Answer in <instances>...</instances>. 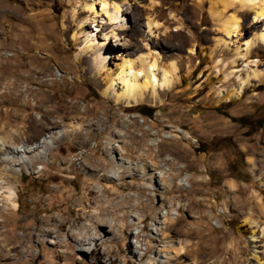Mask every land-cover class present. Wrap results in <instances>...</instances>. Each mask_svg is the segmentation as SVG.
Here are the masks:
<instances>
[{
  "label": "rangeland",
  "instance_id": "374dc122",
  "mask_svg": "<svg viewBox=\"0 0 264 264\" xmlns=\"http://www.w3.org/2000/svg\"><path fill=\"white\" fill-rule=\"evenodd\" d=\"M111 1L122 5L115 33L126 48L98 69V43L115 27L100 0H0V140L33 151L45 135H65L6 171L18 207L1 189L0 264H264V211L252 197L264 203V81L243 83L264 76V47L237 56L254 12L225 11L240 20L227 36L210 13L218 0ZM151 50L176 68L173 87L131 108L103 95L121 58Z\"/></svg>",
  "mask_w": 264,
  "mask_h": 264
},
{
  "label": "bare ground",
  "instance_id": "6f19581e",
  "mask_svg": "<svg viewBox=\"0 0 264 264\" xmlns=\"http://www.w3.org/2000/svg\"><path fill=\"white\" fill-rule=\"evenodd\" d=\"M218 3L222 6V10L218 9ZM218 3H211L210 13L212 17L217 21L219 26L222 27L227 36L239 32L240 20L232 15L224 17L225 11H227L231 7H238L239 9H250L254 12V16L252 17V20L249 24V26H251L250 33L252 34V38L250 40H244V42L241 44L244 49H242V53L238 51L237 56H242L243 59H247L251 57L256 49H261L262 47H264V0H218ZM99 4L101 6V13H103L104 18H106V22L109 25H115V27H112V29L105 35V37H102V42L98 43V48L100 49L95 52L96 58H94V61L99 66L98 69L103 67V61L109 59L110 52L113 53V55H117V52H119V48L120 50L121 47L122 50L126 48L124 47L125 43L121 42L122 38H120V36L115 33V30H124L122 22H125V17L123 16L122 5L117 1L111 0H100ZM84 7L87 8L88 6ZM88 9L90 11H93L94 15L97 13L94 11L93 4L90 5ZM125 13L128 14L129 11L124 10V14ZM96 18L97 17H93L92 19L94 23L97 22V24H94V27L96 28L95 30H98V32L104 30L106 31L107 27H103V25L105 24L103 21L104 19L98 21ZM147 27L149 29L151 27H157V24L153 20L148 19ZM111 40H113V43H111ZM111 47L112 49H110ZM240 48L241 47H239L238 50H240ZM148 56L151 57L149 61H147V58H149ZM148 56L138 55L133 60L128 57L121 58L120 63L116 64V71L113 72L110 77L105 80L106 88L102 92L103 95L108 98H112L115 105L117 106L131 108L142 103L145 100L147 93L157 98V88L160 87L162 89H169L173 87V85H175V83L177 82V79L174 78L176 68L174 66L163 68V66L160 64V59H162L163 57L156 50H151ZM159 68H162L163 72L162 74H160L161 76L159 78V82H157L156 75ZM111 72L112 71H110L109 74ZM168 75H170L169 78ZM251 76L257 78L255 80H258L259 82L264 81V76H261L260 73H252L246 76L243 83L248 82V79ZM115 84H121V89L119 92H115L113 90ZM176 132L184 134V138H190V135L188 133H185L182 129H178ZM63 137H65V135L61 131L55 132L53 135H45L44 138H42V141L38 143V146L35 147L33 151L28 150L27 146L25 148V145L9 147L4 143L5 141L3 142V139L0 140V145H4L3 147L0 146V151H7L0 155V163L4 164V168L0 173V191L1 189L7 190V192L9 193V196H7L8 205L13 210L17 209L18 207L17 202L14 201V193L10 188L3 187L2 185L5 184L3 179L6 171L8 173V170L11 169L10 166H16V163H18V165H28L33 161V158H37L39 157V155H43L44 152H49V150L55 148L56 142H58ZM175 138L181 139V137L179 136H175ZM149 147L150 144L145 145L146 151L149 150ZM114 148L115 147L112 144V147L110 149L113 150ZM35 151H37L38 153L35 155H30ZM136 151L137 147H134L133 142L131 145L126 146V152L130 156V158ZM137 157V160L141 161L142 163L147 162V159H152V156L149 153L143 155L138 152ZM249 163L254 165V159H250ZM145 167L148 169L150 168L147 165ZM172 182L173 181H170L169 183L170 187L173 184ZM121 187L122 186H119L116 191H118ZM228 187L230 189H234L235 184L233 182H230L228 184ZM252 197L255 201L256 206L260 210L264 211V203L261 195L257 192H253ZM246 223L255 224V222L252 221L251 218L246 219ZM262 232H264V227L262 229ZM98 240H100V238L95 237L94 239H92V242L95 244V247L92 250L93 252H98ZM80 243L82 247V249L80 250L84 251L85 249H83V247L85 246L86 241L84 239H81Z\"/></svg>",
  "mask_w": 264,
  "mask_h": 264
},
{
  "label": "trees",
  "instance_id": "16d2710c",
  "mask_svg": "<svg viewBox=\"0 0 264 264\" xmlns=\"http://www.w3.org/2000/svg\"><path fill=\"white\" fill-rule=\"evenodd\" d=\"M153 110L151 108L142 107L140 110V114L144 117L150 118L152 116ZM264 124V121L262 122L261 126Z\"/></svg>",
  "mask_w": 264,
  "mask_h": 264
}]
</instances>
